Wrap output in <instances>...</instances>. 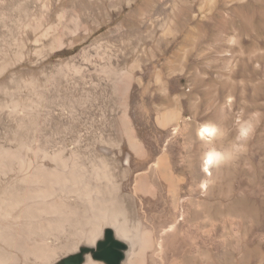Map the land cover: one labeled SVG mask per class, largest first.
<instances>
[{
  "label": "rangeland",
  "instance_id": "1",
  "mask_svg": "<svg viewBox=\"0 0 264 264\" xmlns=\"http://www.w3.org/2000/svg\"><path fill=\"white\" fill-rule=\"evenodd\" d=\"M0 66V102L46 90L38 116L54 149L80 134L119 138L118 101L100 69L132 75L128 115L149 158L139 167L124 138L112 149L121 168L131 159L125 192L160 157L184 165L174 175L188 190L179 199L188 200V264H264V0H0ZM169 109L181 118L162 128L156 117ZM206 122L219 129L209 142L197 136ZM12 127L1 118L0 143ZM213 147L233 155L205 171ZM163 206L166 229L184 218L172 198Z\"/></svg>",
  "mask_w": 264,
  "mask_h": 264
},
{
  "label": "bare ground",
  "instance_id": "2",
  "mask_svg": "<svg viewBox=\"0 0 264 264\" xmlns=\"http://www.w3.org/2000/svg\"><path fill=\"white\" fill-rule=\"evenodd\" d=\"M100 71L105 95L118 101L119 138L107 143L101 133L93 139L80 134L74 147L61 143L54 149L38 116L48 96L43 88L32 89L33 98L27 102H0V121L4 117L13 126L5 133L8 142L0 143V264H109L95 248L108 230L125 245L118 264H188V200L179 202L188 190L174 175L185 166L174 169L160 157L149 172L136 175L133 191L125 192L131 159H126L130 167L121 168L112 149L120 153L124 138L139 158V167L149 158L127 110L133 76L122 81V73L112 67ZM180 118L178 111L169 109L156 121L163 128ZM82 136L90 142H83ZM39 140L42 144L36 143ZM151 175L165 182L166 194L162 185L150 182ZM167 197L184 213L181 221L172 217L169 229L163 210Z\"/></svg>",
  "mask_w": 264,
  "mask_h": 264
},
{
  "label": "clouds",
  "instance_id": "3",
  "mask_svg": "<svg viewBox=\"0 0 264 264\" xmlns=\"http://www.w3.org/2000/svg\"><path fill=\"white\" fill-rule=\"evenodd\" d=\"M250 131L251 125L246 123L241 127L239 131V138H246ZM218 134L219 129L217 128V126L207 122L202 124L197 130V136L205 142H209L214 136ZM232 155L233 153L227 149L221 151L217 150L214 147L208 148L202 153L201 166L205 171H208L210 168L219 167L220 165L226 163L229 159L232 158Z\"/></svg>",
  "mask_w": 264,
  "mask_h": 264
},
{
  "label": "water",
  "instance_id": "4",
  "mask_svg": "<svg viewBox=\"0 0 264 264\" xmlns=\"http://www.w3.org/2000/svg\"><path fill=\"white\" fill-rule=\"evenodd\" d=\"M124 247L125 245L122 242L114 239L113 234L110 230H108L104 241H102L98 246L96 255L109 264H118L122 259V250ZM72 259L76 258L72 257Z\"/></svg>",
  "mask_w": 264,
  "mask_h": 264
}]
</instances>
